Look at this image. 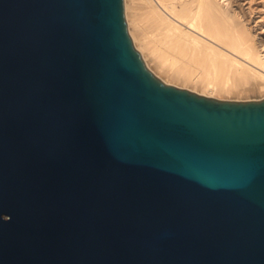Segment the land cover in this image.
<instances>
[{
	"label": "water",
	"instance_id": "95a60500",
	"mask_svg": "<svg viewBox=\"0 0 264 264\" xmlns=\"http://www.w3.org/2000/svg\"><path fill=\"white\" fill-rule=\"evenodd\" d=\"M0 264H264V98L164 82L125 0H0Z\"/></svg>",
	"mask_w": 264,
	"mask_h": 264
},
{
	"label": "bare ground",
	"instance_id": "6f19581e",
	"mask_svg": "<svg viewBox=\"0 0 264 264\" xmlns=\"http://www.w3.org/2000/svg\"><path fill=\"white\" fill-rule=\"evenodd\" d=\"M125 3L136 47L167 82L211 97L264 92V25L238 0Z\"/></svg>",
	"mask_w": 264,
	"mask_h": 264
},
{
	"label": "rangeland",
	"instance_id": "374dc122",
	"mask_svg": "<svg viewBox=\"0 0 264 264\" xmlns=\"http://www.w3.org/2000/svg\"><path fill=\"white\" fill-rule=\"evenodd\" d=\"M240 4H242L243 8L245 7L246 9H248V11H254V17H255V22L253 23V25H257L258 23H262V25H264V0H238ZM128 23V21H127ZM259 27H256V32L258 34H261L263 31V29L259 28ZM130 32V30H129ZM131 34V33H130ZM264 33H262L261 35H263ZM132 36V35H131ZM133 38V37H132ZM134 41V39H133ZM135 44V42H134ZM136 47V45H135ZM137 48V47H136ZM138 49V48H137ZM139 50V49H138ZM140 51V50H139ZM141 52V51H140ZM143 58H144V55L143 53L141 52ZM145 60V59H144ZM146 62V60H145ZM147 64V62H146ZM148 66V64H147ZM149 67V66H148ZM150 68V67H149ZM158 77H160L164 82H166L167 84H171V85H175V86H178L180 88H187L189 89L188 87H183V86H180L178 84H175V83H169L166 81V79L161 76V75H158L157 72H155V70H153L152 68H150ZM191 90V89H190ZM193 91V90H192ZM252 91V92H251ZM194 92H197L199 93L198 91H194ZM243 92V91H242ZM238 95L239 93L241 92H237ZM201 94V93H199ZM215 98H219V99H225V100H261L264 98V92L263 91H253V90H245V92L241 93L239 95V97L237 96V94H234L232 96H229V97H223V96H220V95H217V96H214Z\"/></svg>",
	"mask_w": 264,
	"mask_h": 264
}]
</instances>
